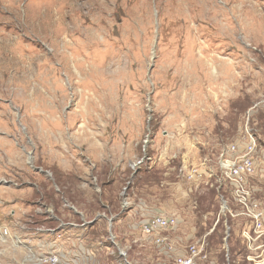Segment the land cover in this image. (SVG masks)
I'll return each mask as SVG.
<instances>
[{
	"label": "rangeland",
	"instance_id": "1",
	"mask_svg": "<svg viewBox=\"0 0 264 264\" xmlns=\"http://www.w3.org/2000/svg\"><path fill=\"white\" fill-rule=\"evenodd\" d=\"M250 138L264 209V0H0V264L68 221L88 222L76 264H173L195 239L201 264H251L218 166Z\"/></svg>",
	"mask_w": 264,
	"mask_h": 264
},
{
	"label": "built area",
	"instance_id": "2",
	"mask_svg": "<svg viewBox=\"0 0 264 264\" xmlns=\"http://www.w3.org/2000/svg\"><path fill=\"white\" fill-rule=\"evenodd\" d=\"M254 151L255 142L253 138L241 144L232 143L227 145L218 157V166L223 178L231 185V203L234 206V209H231L224 201L222 204L223 210H226V213L232 218L242 217L247 220L239 221L241 225L242 254L245 260L251 264H264V209L262 202L254 196L253 190L247 186L248 176L254 173ZM177 224L176 217L157 215L145 221L142 230L161 247L160 251L163 254H167L173 250V247L170 239L163 233L169 229H174ZM44 230L50 236L60 232V229L56 228H46ZM0 234L8 236L10 233L4 227L0 229ZM13 238L17 242L19 241L18 236H13ZM46 245L51 246L49 252L40 251L36 254L29 252L32 259L26 264H63L60 253L54 251L55 242L46 240ZM223 247L228 252L227 245L223 243ZM28 249L30 250V248ZM206 259L207 252L204 241L195 239L178 252L173 258V264H201ZM210 264L213 263L210 262Z\"/></svg>",
	"mask_w": 264,
	"mask_h": 264
},
{
	"label": "crops",
	"instance_id": "3",
	"mask_svg": "<svg viewBox=\"0 0 264 264\" xmlns=\"http://www.w3.org/2000/svg\"><path fill=\"white\" fill-rule=\"evenodd\" d=\"M240 218V217H238ZM235 219V218H234ZM237 221H247L241 217L236 219ZM86 221H71L67 222V227L61 233V240L58 239L59 244L54 245V251L60 253L63 258V264H76L78 261H82L85 258L84 254V231ZM56 247V248H55ZM81 259V260H80Z\"/></svg>",
	"mask_w": 264,
	"mask_h": 264
},
{
	"label": "bare ground",
	"instance_id": "4",
	"mask_svg": "<svg viewBox=\"0 0 264 264\" xmlns=\"http://www.w3.org/2000/svg\"><path fill=\"white\" fill-rule=\"evenodd\" d=\"M66 63V62H65ZM80 64L81 63H77L75 66H76V68L78 69V68H80ZM67 70V72L69 73V70H68V68H66ZM81 69V68H80ZM71 73H69V75H70ZM81 111L82 110H80L77 114H80L81 113ZM83 112H84V114H85V117L86 118H88V116H89V113L87 112V111H85V110H83ZM76 114V115H77ZM71 118V117H70ZM52 122V121H51ZM56 123H58V121L57 120H53V122L50 124V130H51V132H52V134H54V136H56L57 137V139L59 140V139H61V136L62 135H60L61 134V131H60V133L58 132V130L56 129V125H58V124H56ZM81 124V123H80ZM58 135H60V137H58ZM79 139H81V138H79Z\"/></svg>",
	"mask_w": 264,
	"mask_h": 264
},
{
	"label": "trees",
	"instance_id": "5",
	"mask_svg": "<svg viewBox=\"0 0 264 264\" xmlns=\"http://www.w3.org/2000/svg\"><path fill=\"white\" fill-rule=\"evenodd\" d=\"M241 248H242V246H241L239 239H238V244H236L235 246H234V244L231 245V249H241Z\"/></svg>",
	"mask_w": 264,
	"mask_h": 264
},
{
	"label": "water",
	"instance_id": "6",
	"mask_svg": "<svg viewBox=\"0 0 264 264\" xmlns=\"http://www.w3.org/2000/svg\"><path fill=\"white\" fill-rule=\"evenodd\" d=\"M141 161L138 162V164L140 163Z\"/></svg>",
	"mask_w": 264,
	"mask_h": 264
}]
</instances>
